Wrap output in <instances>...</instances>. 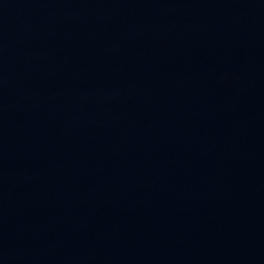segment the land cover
<instances>
[{
  "label": "water",
  "instance_id": "obj_1",
  "mask_svg": "<svg viewBox=\"0 0 264 264\" xmlns=\"http://www.w3.org/2000/svg\"><path fill=\"white\" fill-rule=\"evenodd\" d=\"M0 264H264V0H0Z\"/></svg>",
  "mask_w": 264,
  "mask_h": 264
}]
</instances>
